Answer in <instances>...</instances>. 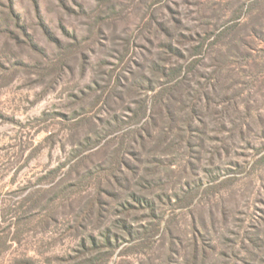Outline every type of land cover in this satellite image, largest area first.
Segmentation results:
<instances>
[{
	"label": "rangeland",
	"instance_id": "rangeland-1",
	"mask_svg": "<svg viewBox=\"0 0 264 264\" xmlns=\"http://www.w3.org/2000/svg\"><path fill=\"white\" fill-rule=\"evenodd\" d=\"M0 264H264V0H0Z\"/></svg>",
	"mask_w": 264,
	"mask_h": 264
}]
</instances>
